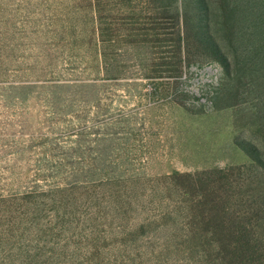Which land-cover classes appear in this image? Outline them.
<instances>
[{"label": "rangeland", "instance_id": "1", "mask_svg": "<svg viewBox=\"0 0 264 264\" xmlns=\"http://www.w3.org/2000/svg\"><path fill=\"white\" fill-rule=\"evenodd\" d=\"M205 1L0 0V264L224 263L212 202L252 189L209 170L248 163L259 97L223 95L244 2ZM205 63L201 99L177 78Z\"/></svg>", "mask_w": 264, "mask_h": 264}, {"label": "trees", "instance_id": "2", "mask_svg": "<svg viewBox=\"0 0 264 264\" xmlns=\"http://www.w3.org/2000/svg\"><path fill=\"white\" fill-rule=\"evenodd\" d=\"M199 1L201 10L208 12L206 1ZM218 1L212 13L216 23H220L222 13H226L227 8L237 10L239 4L236 0ZM240 1L244 2L240 5L241 9L250 16V19L246 20L248 24L244 27L235 25L234 21L229 26L230 38L227 43L232 60L228 61L229 55L224 56L227 86L223 89V95L229 91L230 84L234 81L235 95L248 93L259 97V104L255 107L252 116L253 126L257 128L259 133L257 135L260 138L256 137L255 141L240 140L238 145L247 155L248 163L226 170H209V173L218 174L219 180L213 182L215 185L213 189L208 187L207 189L210 192H220L219 185L223 184L236 188L237 181L233 176L245 174V181H248L246 188H251L252 192L248 200L236 199L239 203H245L247 208L242 212L233 213L228 220L223 221L222 217L227 213L229 204L235 197L231 194H220L215 198L217 200L214 199L212 202L213 206L219 205L222 209L218 210L214 217L217 222L215 232L219 233L221 238L219 241L220 248L224 252L223 264H264V0ZM218 37L219 41L225 40L220 35ZM214 41H211L212 48L223 58L219 44ZM234 43H237L238 48ZM199 200L200 196L190 199L189 207L192 208L201 201Z\"/></svg>", "mask_w": 264, "mask_h": 264}, {"label": "built area", "instance_id": "3", "mask_svg": "<svg viewBox=\"0 0 264 264\" xmlns=\"http://www.w3.org/2000/svg\"><path fill=\"white\" fill-rule=\"evenodd\" d=\"M222 74V68L217 63L189 64L183 66V71L177 79L180 83L190 84L192 92L201 98L207 92L216 91Z\"/></svg>", "mask_w": 264, "mask_h": 264}]
</instances>
